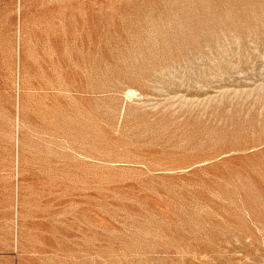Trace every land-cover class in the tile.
<instances>
[{"label":"rangeland","instance_id":"1","mask_svg":"<svg viewBox=\"0 0 264 264\" xmlns=\"http://www.w3.org/2000/svg\"><path fill=\"white\" fill-rule=\"evenodd\" d=\"M0 264H264V0H0Z\"/></svg>","mask_w":264,"mask_h":264},{"label":"bare ground","instance_id":"2","mask_svg":"<svg viewBox=\"0 0 264 264\" xmlns=\"http://www.w3.org/2000/svg\"><path fill=\"white\" fill-rule=\"evenodd\" d=\"M133 93V92H132ZM130 95V94H129Z\"/></svg>","mask_w":264,"mask_h":264}]
</instances>
